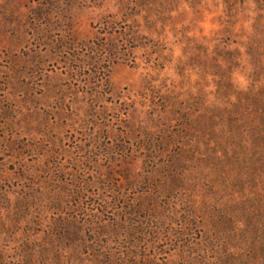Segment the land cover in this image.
Returning <instances> with one entry per match:
<instances>
[{"label":"rangeland","instance_id":"1","mask_svg":"<svg viewBox=\"0 0 264 264\" xmlns=\"http://www.w3.org/2000/svg\"><path fill=\"white\" fill-rule=\"evenodd\" d=\"M0 264H264V0H0Z\"/></svg>","mask_w":264,"mask_h":264}]
</instances>
